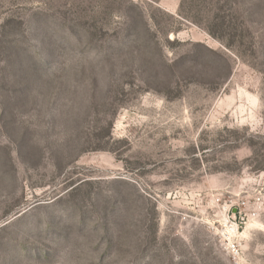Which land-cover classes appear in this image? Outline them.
<instances>
[{
  "label": "rangeland",
  "instance_id": "1",
  "mask_svg": "<svg viewBox=\"0 0 264 264\" xmlns=\"http://www.w3.org/2000/svg\"><path fill=\"white\" fill-rule=\"evenodd\" d=\"M0 264H264V0H0Z\"/></svg>",
  "mask_w": 264,
  "mask_h": 264
}]
</instances>
